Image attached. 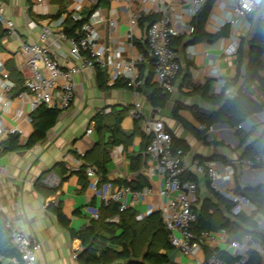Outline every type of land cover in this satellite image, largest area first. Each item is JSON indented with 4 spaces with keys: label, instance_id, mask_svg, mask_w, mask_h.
Masks as SVG:
<instances>
[{
    "label": "crops",
    "instance_id": "1",
    "mask_svg": "<svg viewBox=\"0 0 264 264\" xmlns=\"http://www.w3.org/2000/svg\"><path fill=\"white\" fill-rule=\"evenodd\" d=\"M3 1L8 3L6 17L15 22L19 33L16 37L8 32L0 44L1 58L9 70L11 67L17 69L13 55L22 41H36L42 27L50 23V18H57L55 16L60 12L71 14L74 9V2L70 0H46L44 7L47 14L37 17L39 14L35 10L36 0ZM165 1L175 8L189 6V0ZM100 4L105 9L106 15L112 13L118 17L119 41H124L125 34L129 30V10L136 8L138 4L133 1L125 3L121 0H103ZM152 7L153 5L148 6L151 11L145 13L144 18L153 14ZM211 12L214 16L208 18L204 28L215 38H204L194 42L192 34L185 33L177 37L180 41L176 48L180 53L182 68L175 82V91L170 95L164 108L154 107L150 101L151 93L156 87V79L152 58L143 36L136 41L142 43L146 53L137 45L126 52L128 57L138 53H143L147 57L143 67V79L145 82L151 72L152 79L151 84L143 86L142 93L139 94L128 87L114 88L108 83L109 87L100 88L95 69H89L76 76L77 95L74 103L59 116L57 124L48 132L45 140L17 151L4 152L3 146L0 145V206L12 227L42 243L43 252L37 264H85L79 257L82 251L81 243L72 239L69 230L60 223L51 209V206H60L68 219L69 226L75 230L89 225L95 219L92 214L93 209H97L100 213L101 207L105 205L101 189L98 192L91 189L89 178L88 185H85L76 172L85 163L100 161L104 154L108 158L105 166L107 181L115 184L129 183L140 189L151 188L153 192L140 199L133 208L137 213L145 212L150 205H156L161 200L159 189L162 179L147 154L149 137L141 128L136 129L137 118L133 111L137 103L143 104L144 115L164 121L167 129L172 131V136H176L188 145L185 153L189 163L195 159L203 160L211 157L230 162L243 154L246 145L240 147L236 128L229 127L224 120H218L210 126L206 134H203L199 129L201 122L197 115L203 113L208 116L218 108L217 104L204 98L202 94L204 85H208L210 96L222 94L231 96L239 86L243 89L247 87L241 80L238 86H233L230 94H226L224 84L234 77L242 58L239 50L231 52L232 36L239 35L241 46L242 39L254 34L258 19L254 20L249 33H241L240 24L236 27L226 25L228 34L217 37L216 35L226 26L221 27L216 17L226 18L227 13L216 5L212 7ZM261 17L264 18V10ZM33 18H36L38 27L30 29L28 22ZM184 21L191 22L188 15L184 16ZM147 24L148 21L141 25L143 34ZM99 29L103 41L108 43L112 35L107 23L101 25ZM50 47L63 65L80 64V60L70 54L68 41L59 39L56 33L50 39ZM247 47L244 48L243 61L247 60ZM22 74L26 75V72L23 71ZM261 74L264 76V70ZM252 89L255 90L256 86L252 85ZM256 91L257 89L254 94ZM99 113L103 116L106 125L114 123L116 113H122L120 127L124 142L113 144L110 130H106L103 134L99 133L96 129L98 118L95 119ZM256 115L247 119L252 127L264 123V110ZM88 128L93 129L89 135L86 133ZM263 129V124L257 126L247 140V144L253 143L258 150H262L261 154H264V138L260 147L258 143L261 141ZM85 154H88L87 158L83 157ZM62 162L71 170L63 180L58 174L59 168L56 169V166ZM237 175L243 188L264 183V167L241 170ZM195 176L199 187V207L203 204L206 206L214 204L224 214L226 208L214 196L209 179L198 174ZM39 179L46 186L56 188L55 193L45 197L37 186ZM212 208L210 207V212H214ZM263 215L264 213L259 211L253 217L258 230L262 232L264 230L261 229L260 223ZM252 234L256 239L263 241ZM230 237L235 238L233 234H230ZM109 247L120 251L116 249L120 248L118 246L109 245ZM212 249H219L232 257L224 246L218 245ZM75 254L77 258L74 257ZM173 255L176 258L180 256L176 249ZM202 255L206 256L207 252H203ZM181 261L182 264L194 262L190 257H181ZM2 264L19 263L17 258H4Z\"/></svg>",
    "mask_w": 264,
    "mask_h": 264
},
{
    "label": "built area",
    "instance_id": "2",
    "mask_svg": "<svg viewBox=\"0 0 264 264\" xmlns=\"http://www.w3.org/2000/svg\"><path fill=\"white\" fill-rule=\"evenodd\" d=\"M46 0H36L37 17L47 14ZM74 2L71 14L62 13L57 18H50L45 24L36 41H22L13 55L19 71L26 72L22 82V90L12 78L11 71L6 67L0 52V145L10 136L17 135L21 144H26L33 133V113L42 105L61 110V114L71 108L77 95L76 76L89 69H95L98 64L107 73V83L112 86L120 78L128 81L137 93L144 84L141 76V65L147 62L143 53L126 56L128 49L135 48L137 39H146L150 56L153 59V72L158 87L165 93L175 91V82L181 71L180 53L173 47V39L182 34H192L194 25L192 20L202 10L207 0H189L187 8H175L165 0H121L125 3L136 2L138 6L129 10V30L124 41H119V22L115 14H105L101 7L103 0H70ZM113 1V0H111ZM149 5H153V14L157 20L148 22L143 34L141 25L144 14L150 12ZM226 11L227 17H216L221 27L240 24L241 33H249L254 20L262 16L264 0H215L213 6ZM8 3L0 0V23L10 34L18 37L15 22L6 17ZM209 17L214 13L210 12ZM71 17L81 21L75 35L68 36L64 32L66 19ZM188 15L190 23H185L184 16ZM48 16V15H46ZM86 18V20H84ZM239 20V22H237ZM107 23L111 38L108 43L103 41L99 27ZM30 29L38 27L36 18L28 22ZM57 30V32H55ZM56 33L59 39L70 44V54L80 60V64L63 65L50 47V39ZM233 50L240 48L239 35H233ZM57 43V41H55ZM225 85V93L230 94L233 86ZM141 103L136 104L134 116L140 121L141 129L149 137L147 154L160 175L162 182L159 189L161 200L156 205H150L145 212L137 213L138 220L144 219L154 211L161 213L164 224L169 232L170 244L179 252L175 262L182 264L181 257L193 258L192 264H249L252 253L258 256L257 264H264V242L256 239L252 233H247L242 239L231 238L226 228L217 230L196 231L194 225L198 219L199 205L198 184L187 178L189 174L207 177L213 190L234 203L230 214L238 216L244 214L254 217L259 211L251 198L237 191L234 177L237 170L257 169L264 167V154L254 157H239L230 162L217 159H195L191 163L186 158L183 148L174 147L173 136L164 121L148 117L142 112ZM239 128L250 131L249 121L243 122ZM199 129L207 132L209 128L201 123ZM92 128H88L87 135ZM90 180L89 187L98 192L101 189L105 205L116 202L119 213L109 220L119 222L120 213L134 208L140 199L153 191L151 188L134 189L130 185L115 184L112 181H102L95 167L86 168ZM93 217L99 219L97 209L92 211ZM11 240L18 250L19 264H37L42 256L43 245L23 231L11 226ZM264 230V215L260 223ZM224 246L234 258L227 261L220 254L212 252L200 259L205 247ZM77 258V254L74 255Z\"/></svg>",
    "mask_w": 264,
    "mask_h": 264
},
{
    "label": "trees",
    "instance_id": "3",
    "mask_svg": "<svg viewBox=\"0 0 264 264\" xmlns=\"http://www.w3.org/2000/svg\"><path fill=\"white\" fill-rule=\"evenodd\" d=\"M7 1V0H5ZM215 0H207L204 4L202 10L194 18L193 25L194 31L192 33V41H197L199 39H213L212 35L208 34L205 30V23L207 22L210 12L212 10ZM62 12H60L61 14ZM58 14L55 17H58ZM158 15L152 14L147 17H143V23L153 22L157 20ZM86 20V18H84ZM81 25V21L74 20L71 15L66 19L64 24V32L68 36L75 35L76 29ZM8 29L0 23V44L8 34ZM228 34V26L224 27L221 32L216 36H225ZM180 39L175 37L173 39V47L175 49L179 44ZM142 49L144 53L146 51L143 49L142 43H135ZM248 46V56L247 60L243 61L244 48ZM239 53L242 55L240 65L236 71L234 77L227 81V86H238L243 80V83L247 85L246 88L238 87L237 91L231 96L222 95H209L208 85L202 87V94L207 101L215 103L218 108L206 116L203 113L197 115L198 120L206 124L208 128L212 126L218 120H224L229 127L236 128V134L239 138L240 147L245 146V150L240 157H254L257 154H261L262 150H258L253 143L247 144L248 138L255 131V128L261 124H255L250 131H245L239 128V125L246 122L249 117L264 110V76L261 72L264 70V18L260 17L257 22L256 30L254 34L249 38L242 39L241 46L239 48ZM152 64H153V59ZM244 63V64H243ZM144 64L141 65V76L143 75ZM11 76L16 82H19L18 89L22 90V82L24 80V75L20 74V71L11 67ZM97 84L100 88H107L108 77L105 71L100 67V65H95ZM23 75V76H21ZM152 72L149 77L145 79L144 85L151 84ZM21 82V83H20ZM252 85L256 86V89L260 91L263 99H259L254 96V89ZM143 86L139 88L142 91ZM111 87L114 88H124L128 87L133 89L127 80L120 78ZM169 93L163 92L157 85L153 89L150 97L151 104L157 108H164L170 98ZM177 109V106L176 108ZM175 110V116H177ZM61 110L57 108H50L46 105L40 106L33 113V126L34 130L29 137L26 144H21L19 137L17 135L10 136L3 144V151H17L20 149H25L33 146L34 144L41 142L47 138L48 132L57 124L58 118L60 116ZM98 118V119H97ZM122 118V113H116V120L111 125H106L103 116L99 113L95 117L96 129L99 133L103 134L106 130H110L113 140L112 143L124 142L121 137L122 129L120 127V119ZM141 128L140 121L137 120L136 129ZM172 131L170 130V133ZM206 134V132H202ZM205 139L206 137L203 136ZM264 138V129L261 133V140ZM149 143V142H148ZM174 147L183 148L184 151L188 149V145L184 143L183 140L173 136ZM88 154L83 157L87 158ZM213 159V157L209 158ZM207 160V158L203 159ZM108 158L102 155L100 161L94 163L87 162L82 165L76 172L79 175L81 181L88 185V177L86 174V168L88 166L95 167L97 173L101 176L102 181H107L106 177V162ZM59 168V169H58ZM58 169V174L63 180L69 170L65 164L62 162L56 166ZM234 177L235 184L237 186V191L247 197L257 205L258 210L264 213V183L258 184L253 187L243 188L238 180V173ZM194 174H189L187 178L195 180ZM130 185L134 189H140L132 184L124 183ZM37 186L45 197L50 196L55 193L56 188L48 187L38 180ZM214 196L219 202L223 203L226 211L223 212L218 209L214 204L206 206L205 204L201 207H197L198 219L194 225L196 231L201 230H216L221 227L227 229L230 234H233L236 239H242L247 233H254L256 236L260 237L264 242V232L258 230V225L253 217L245 216L244 214L233 216L230 214V210L234 203L229 199L223 197L220 193L213 190ZM210 207L214 212H210ZM51 209L56 214L60 223L65 226L73 240H77L81 243L82 251L79 255L80 259L85 264H106L110 259L115 260H125L126 263L115 262L114 264H178L175 262V257L173 255L174 247L169 241V232L164 224L161 213L159 211H154L150 215L146 216L142 220L136 218L137 211L133 208L128 209L125 212L120 213L119 222H111L109 219L114 215L119 213V205L116 202H111L108 205H103L100 210L99 219H93L89 225L84 226L79 230L72 229L69 226L68 219L64 215L60 206H51ZM219 212V214L217 213ZM8 219L6 214L2 211L0 206V264H2V259L4 258H19L20 254L18 250L12 243L11 240V230L8 227ZM109 245L118 246L121 248L120 251H115ZM158 247V248H157ZM207 254L216 252L220 254L227 261L232 262L233 257L227 256L224 251H219V249H212L210 247H205ZM142 257V260L140 259ZM259 262L258 256L252 253L251 261L249 264H257Z\"/></svg>",
    "mask_w": 264,
    "mask_h": 264
},
{
    "label": "rangeland",
    "instance_id": "4",
    "mask_svg": "<svg viewBox=\"0 0 264 264\" xmlns=\"http://www.w3.org/2000/svg\"><path fill=\"white\" fill-rule=\"evenodd\" d=\"M254 96L257 97V98H259L260 100L263 99V96L261 95V93H260L259 90H257V91L255 92ZM261 144H262V140L259 141L258 146L260 147ZM217 213L219 214V212H217ZM157 248H158V247H157ZM116 249L121 250L120 248H116ZM115 251H116V250H115ZM199 258L202 259V260L204 259V257H203L202 254L199 255ZM140 259L142 260V257H141ZM115 262L126 263L125 260H121V259H120V260H115V261H114V259H110L109 262H107L106 264H114Z\"/></svg>",
    "mask_w": 264,
    "mask_h": 264
},
{
    "label": "water",
    "instance_id": "5",
    "mask_svg": "<svg viewBox=\"0 0 264 264\" xmlns=\"http://www.w3.org/2000/svg\"><path fill=\"white\" fill-rule=\"evenodd\" d=\"M257 115L256 114H254V115H252L251 117H256ZM250 171H252V170H250ZM258 185V184H257Z\"/></svg>",
    "mask_w": 264,
    "mask_h": 264
}]
</instances>
